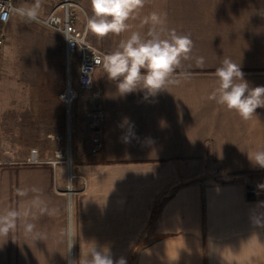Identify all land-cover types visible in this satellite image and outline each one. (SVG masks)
<instances>
[{
    "label": "crops",
    "instance_id": "crops-1",
    "mask_svg": "<svg viewBox=\"0 0 264 264\" xmlns=\"http://www.w3.org/2000/svg\"><path fill=\"white\" fill-rule=\"evenodd\" d=\"M71 11L103 57L132 32L146 36L153 12L166 31L188 35L192 51L147 99L120 96L96 68L103 133L95 143L81 98L71 193L61 161L35 148L17 160L1 136L0 217L17 215L0 236V264H78L93 242L126 264H264V169L248 156L264 149V108L244 120L210 99L226 57L251 87L264 86V0H144L128 31L105 37L87 27L91 0H71ZM47 49L64 62L65 79L59 31L49 28ZM52 112L58 130V100Z\"/></svg>",
    "mask_w": 264,
    "mask_h": 264
},
{
    "label": "clouds",
    "instance_id": "clouds-1",
    "mask_svg": "<svg viewBox=\"0 0 264 264\" xmlns=\"http://www.w3.org/2000/svg\"><path fill=\"white\" fill-rule=\"evenodd\" d=\"M143 5L144 0H91L92 15L87 18V27L100 37L119 35L128 31L127 21ZM26 16L35 18L36 8L28 10ZM150 20L151 27L146 36L132 32L126 40L120 42L115 51L102 59L103 70L108 80L116 83L120 96L143 91L145 99L155 97L166 90L172 74L183 60L189 58L192 51L193 42L188 35L178 33L175 29L166 31L163 21L155 12L151 14ZM215 76L217 86L210 99L218 105L235 111L244 120L251 119L257 108H264V86L251 87L240 65L230 58L222 60ZM248 156L254 166L264 169V149L248 153ZM16 215L12 211L6 217H0L4 221L0 226V236H6L14 226L13 219L9 220L8 217L14 218ZM255 223L262 225L259 219ZM78 264L126 262L122 258L114 261L107 247L93 242L88 253L81 255Z\"/></svg>",
    "mask_w": 264,
    "mask_h": 264
},
{
    "label": "rangeland",
    "instance_id": "rangeland-1",
    "mask_svg": "<svg viewBox=\"0 0 264 264\" xmlns=\"http://www.w3.org/2000/svg\"><path fill=\"white\" fill-rule=\"evenodd\" d=\"M62 3L71 7V0H14L0 61V133L5 141L13 140L12 156L17 160H23L31 148L50 153L54 158L57 155L59 161L67 160L69 165L62 164L66 168L68 189L73 190L70 129L74 112H79L82 101L80 98L75 101L72 117L68 119L58 96L66 79L64 62L56 64L54 52H48L50 27L42 22ZM33 8H36L35 18L27 17L26 12ZM70 67L75 77L76 65L72 63ZM54 100H58V130L54 129ZM76 117L79 118L78 113Z\"/></svg>",
    "mask_w": 264,
    "mask_h": 264
},
{
    "label": "built area",
    "instance_id": "built-area-1",
    "mask_svg": "<svg viewBox=\"0 0 264 264\" xmlns=\"http://www.w3.org/2000/svg\"><path fill=\"white\" fill-rule=\"evenodd\" d=\"M13 9L14 0H0V61L6 40L5 29ZM42 22L59 31L63 36L67 72L64 86L58 96L64 105L66 117L71 119L75 101L78 98H83L85 100L84 109L90 121L94 142L98 143L103 133L102 89L101 87H94L93 77L96 68L102 63L103 53L88 41L86 28L80 29L76 26L70 4L62 3L49 12ZM76 57L77 71L74 77L70 65H72L73 58ZM96 61L101 62L96 63ZM57 161L56 155V159L51 160V162L55 164ZM61 162H66L69 165L67 160ZM5 163L1 151L0 133V166ZM70 177L71 180L72 176L70 175ZM256 191L260 192L259 189ZM69 192H72L71 189Z\"/></svg>",
    "mask_w": 264,
    "mask_h": 264
}]
</instances>
